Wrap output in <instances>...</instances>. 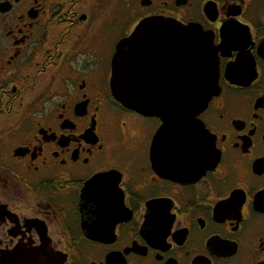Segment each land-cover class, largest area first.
Listing matches in <instances>:
<instances>
[{
  "label": "flooded vegetation",
  "instance_id": "obj_1",
  "mask_svg": "<svg viewBox=\"0 0 264 264\" xmlns=\"http://www.w3.org/2000/svg\"><path fill=\"white\" fill-rule=\"evenodd\" d=\"M148 1L0 0V255L264 264V0ZM151 17L218 51L185 160L154 154L162 121L112 93L118 44Z\"/></svg>",
  "mask_w": 264,
  "mask_h": 264
},
{
  "label": "water",
  "instance_id": "obj_2",
  "mask_svg": "<svg viewBox=\"0 0 264 264\" xmlns=\"http://www.w3.org/2000/svg\"><path fill=\"white\" fill-rule=\"evenodd\" d=\"M149 4L143 0L144 6ZM219 64L218 51L206 33L163 17L143 20L132 37L118 44L112 63V93L126 109L162 121L154 154L159 142L171 154L165 160H185L192 154L194 130L199 127L196 118L220 91ZM235 70L236 66L227 70V79L233 83L239 80ZM168 167L164 166L167 176L188 177ZM0 264L54 261L47 253L18 249L0 255Z\"/></svg>",
  "mask_w": 264,
  "mask_h": 264
},
{
  "label": "rangeland",
  "instance_id": "obj_3",
  "mask_svg": "<svg viewBox=\"0 0 264 264\" xmlns=\"http://www.w3.org/2000/svg\"><path fill=\"white\" fill-rule=\"evenodd\" d=\"M133 22V21H132Z\"/></svg>",
  "mask_w": 264,
  "mask_h": 264
}]
</instances>
